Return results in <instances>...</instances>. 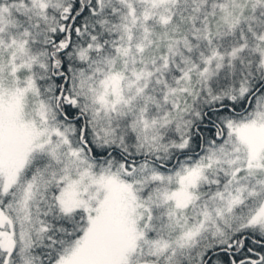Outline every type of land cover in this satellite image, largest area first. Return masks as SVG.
I'll return each mask as SVG.
<instances>
[{
	"label": "snow or ice",
	"instance_id": "1",
	"mask_svg": "<svg viewBox=\"0 0 264 264\" xmlns=\"http://www.w3.org/2000/svg\"><path fill=\"white\" fill-rule=\"evenodd\" d=\"M0 264H264V0H0Z\"/></svg>",
	"mask_w": 264,
	"mask_h": 264
}]
</instances>
